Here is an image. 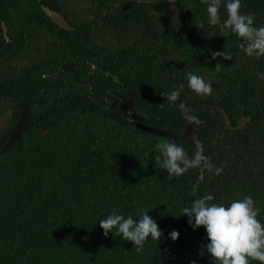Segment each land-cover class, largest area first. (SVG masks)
<instances>
[{
	"label": "trees",
	"instance_id": "obj_1",
	"mask_svg": "<svg viewBox=\"0 0 264 264\" xmlns=\"http://www.w3.org/2000/svg\"><path fill=\"white\" fill-rule=\"evenodd\" d=\"M206 8L201 0H0V148L27 109L22 134L0 154V264H213L206 230L180 216L206 195L225 206L250 196L264 223V57H247L232 33L222 37ZM240 11L264 26V0H241ZM220 13L226 19L223 6ZM225 49L231 60L212 59ZM62 66L79 80L100 71L84 85L67 70L46 77ZM188 72L211 83L212 94L192 92ZM177 89L170 107L162 93ZM115 94L144 115L129 114ZM179 103L228 116L229 126L217 112L194 114L203 124H190L204 155L226 165L221 175L189 170L168 179L156 167L155 145L169 140L133 122L182 133L189 123ZM242 117L247 123L232 129ZM176 143L189 156L197 148L192 135ZM113 209L134 219L149 211L161 239L149 238L138 255L132 242L105 237L99 222Z\"/></svg>",
	"mask_w": 264,
	"mask_h": 264
},
{
	"label": "clouds",
	"instance_id": "obj_2",
	"mask_svg": "<svg viewBox=\"0 0 264 264\" xmlns=\"http://www.w3.org/2000/svg\"><path fill=\"white\" fill-rule=\"evenodd\" d=\"M207 8L208 25L219 27L222 37L229 33L234 34L241 41L239 49L249 58L260 59L264 57V26H255L256 17L241 13V0H201ZM226 9V19H221V7ZM198 28H205L203 23ZM231 60L232 53L226 49L223 52H214L212 59ZM219 62L216 66H219ZM264 78V73L258 74ZM188 88L198 96H209L213 92L211 83L203 77L186 73ZM184 84L179 85L183 89ZM179 89L170 93H162L170 107H176L180 97ZM163 107V104L160 105ZM182 117L192 125H201L203 121L194 115L192 109L184 103L178 105ZM142 144L143 141H140ZM158 154L155 155L156 167L166 171L168 179L180 177L189 170H198L203 176L206 172L219 176L226 165H214L210 157L204 155L202 145H197L195 152L189 156L183 147L174 141H163L155 145ZM214 200L212 195L195 199L190 207H183L180 216H186L187 223L195 231L204 228L208 243L206 251L211 255L213 264H251L259 262L264 264V223L258 216L261 209L255 205L250 196L233 200L229 205L210 203ZM144 211L138 219L131 215L127 218L118 214L116 209L111 211L105 219L100 220L99 226L103 229L105 237L109 233L130 241L138 255H143L144 246L151 238L158 242L162 237L157 223ZM179 233L173 231L170 238L176 241ZM199 255L203 257L202 250Z\"/></svg>",
	"mask_w": 264,
	"mask_h": 264
},
{
	"label": "water",
	"instance_id": "obj_3",
	"mask_svg": "<svg viewBox=\"0 0 264 264\" xmlns=\"http://www.w3.org/2000/svg\"><path fill=\"white\" fill-rule=\"evenodd\" d=\"M129 1L139 2V3H153V2H159L161 0H129ZM41 9L49 17V19L52 22H54L56 25H58L60 28L65 29V30L70 29L67 22L59 14H57V13H55V12L51 11L50 9L45 8V7H41ZM4 35H5L6 39H10V35L6 31L4 32ZM64 70H67L68 73L70 74V76L72 77V79L80 85L88 84L90 75L92 73H94L95 71H100L98 68L92 67V69L90 70V72L86 76V78L84 80H79L74 75V72L69 67L62 66V67H60V69L57 73L46 75V77H50V78L58 77L63 73ZM105 74L107 76L112 77V79L114 81H118L114 75H111L110 73H105ZM115 95L122 102V104L125 106V108L129 114H133V113L143 114V112L141 110L132 106L131 103L127 99H125L123 96H121L119 94H115ZM201 112H217V113H220V114H222L226 125L229 126L228 116L225 114L224 110L220 109L219 107L203 106V107H200V108L193 111L194 114H198ZM26 117H27V109H26V107H23L19 112L15 127H14L9 139L3 145V147L0 148V154L6 152L18 140V138L22 134L23 128L26 124ZM247 121H248L247 117H242L240 119V121L238 122V124L235 127H233L232 129H234V130L241 129L247 123ZM133 125L142 131H145L147 133H150V134H153L156 136L163 137L169 141H174V142L182 141L188 135H192L193 141H194L196 147H197V145H200V143L198 142V133L195 130V128L193 126H191L190 124H188L186 129L182 133H179V134H172V133L166 132L165 130L155 128V127H150L148 125L138 123V122H133ZM200 177H201V175H200Z\"/></svg>",
	"mask_w": 264,
	"mask_h": 264
}]
</instances>
